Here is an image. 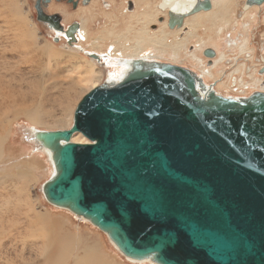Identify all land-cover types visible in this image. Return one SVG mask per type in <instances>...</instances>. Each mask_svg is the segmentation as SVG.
Segmentation results:
<instances>
[{
	"label": "water",
	"instance_id": "95a60500",
	"mask_svg": "<svg viewBox=\"0 0 264 264\" xmlns=\"http://www.w3.org/2000/svg\"><path fill=\"white\" fill-rule=\"evenodd\" d=\"M211 9L193 0L167 26ZM37 12L61 31L58 15ZM79 29L64 33L69 46ZM203 56L212 66L215 51ZM117 61L120 74L81 98L68 129L31 130L52 166L45 202L89 222L131 262L264 264V92L222 96L188 68ZM79 134L87 144L72 142Z\"/></svg>",
	"mask_w": 264,
	"mask_h": 264
},
{
	"label": "rangeland",
	"instance_id": "374dc122",
	"mask_svg": "<svg viewBox=\"0 0 264 264\" xmlns=\"http://www.w3.org/2000/svg\"><path fill=\"white\" fill-rule=\"evenodd\" d=\"M33 1L0 0V264H44V254L50 245H47L46 239L41 238L42 236L32 234L31 231L34 233L41 226L38 221L32 219L33 212L48 215V221L44 226L46 231H56L55 225L58 229L57 235H75L76 241L78 237L79 240L75 241L74 250L70 251L65 264H73L75 258L81 257L86 246L90 244L96 245L97 255L103 262L105 259L112 264H139L130 262L121 256L105 234L89 222L45 202L41 194V186L48 180L52 168L45 153L43 154L28 140V132L31 128L56 131L66 130L71 126L73 112L81 98L94 85H100L109 74H118L121 70L118 66L114 68L105 65L102 60L96 62L89 59L82 52L122 56L123 52L119 46L131 45L130 40L135 35L134 30L129 32L126 28L131 22L133 24L134 12L145 10L146 3L145 5L140 4L137 0H91L90 5L76 11L62 8L64 24L72 21L80 22L81 31H83L80 34L82 38L78 37V43L73 47H67L62 40L53 42V33L36 23ZM126 1H131L134 5L132 12L124 9ZM146 1L153 11L161 7L158 3L162 0ZM244 2L245 0H234L230 8L226 10L225 18L229 16V23L239 27L246 22L251 23L246 32L249 38L248 48L255 51L254 61L256 62L252 67H256L259 65L258 60L264 58V4L250 8V14H246L243 13L242 8ZM159 18L161 16H158L155 28L152 25L149 26L150 31L159 28L161 23L158 22ZM200 23L203 26L198 29L197 35L204 41L208 37L211 38L209 45H212L216 40L213 26L222 25V23L217 21L210 23L208 19ZM187 30H189L188 27L184 28L176 38L170 37L169 42L173 43L174 40L182 39L181 37ZM106 32H112V34L107 36ZM232 32L230 37L234 39L239 30L232 31L230 27H225L224 39H227ZM188 42L190 48L188 50L192 51L194 49L192 44H197V39ZM217 43L220 44V42ZM222 45L224 44L215 49L226 51ZM93 46L98 47L93 49ZM146 49L149 50H145L142 56L152 52L151 47L148 46ZM232 52L224 63L226 64L224 72L232 70L231 59L238 56V53ZM196 55L202 57V54L196 53ZM185 57L184 52L180 51L176 62L164 59L160 61L169 64L176 63L175 65L188 68L198 74L195 69L196 65L193 66ZM164 58L167 59V57ZM85 59L95 64L94 69L97 71L98 81L94 85H79L80 77L88 70ZM228 61L231 62L229 65H227ZM214 75H217L218 79H224L218 72H214ZM203 80L206 84L213 82L210 81L211 79L204 78ZM245 80L248 79L245 78ZM229 82L228 86H225L226 82L221 84L219 91L216 90V92L222 96L233 97L237 88L235 89L236 86L230 87L233 83ZM247 83L250 82L247 81ZM232 88L235 93H231ZM250 92L248 90V92L236 94L248 95ZM32 117H37L39 122L33 124L30 120ZM25 172L31 177L19 179L18 174ZM57 245H54L56 249L53 250L56 251L54 258L59 251V242Z\"/></svg>",
	"mask_w": 264,
	"mask_h": 264
},
{
	"label": "bare ground",
	"instance_id": "6f19581e",
	"mask_svg": "<svg viewBox=\"0 0 264 264\" xmlns=\"http://www.w3.org/2000/svg\"><path fill=\"white\" fill-rule=\"evenodd\" d=\"M137 1L140 4L146 3V8L143 11L137 10L136 12H134L135 17L133 15L134 19L132 18L134 20V22H133V24L131 22L130 26H128V28H126V30L129 32L130 31L132 32L133 30L135 32V35L133 34L134 36H132V34H131L132 38L130 37L131 38V40H130L131 45H129L128 47H125L123 45L119 46L121 49V52H123L122 56L128 58L126 60H134V59L140 60V59H142V60H146V61H150V62H161L160 60L164 59V60H172V61L176 62L177 59L179 58L180 51H183L185 56H186L185 58L187 60H189V62L192 63L193 66L196 65L195 69L197 70L198 75L201 76L202 79H204V78L205 79H211L210 81L219 82L218 86H220L221 84H224L225 82H226L225 86H228V82L230 80V77H232L233 75H236V78L238 80L237 81L238 84L237 85L234 84V86H230V87L236 86L235 89L236 88L241 89V88H243L242 86H250V85H253L259 81L258 77L253 76L249 72L248 73L245 72V69H246L245 63H244L245 61L242 62V60H241L242 57L241 58L239 57V56H243L245 58L246 54H251V56H253L252 54H254V52H255L254 49L248 48L249 38H248V34H247L246 30H247V27L250 26L251 23L246 22V23L240 25V27H239L236 25H231L229 23L230 22L228 19L229 16H228V18H225L226 17V10L230 8V6L234 0H210L212 3V9L209 12H199L197 14L189 16V17L185 18V20L183 22V26L181 28H174V29H170L167 26V22H168V18H169L168 14H170V13L175 14V15L186 14L193 7V0H162L160 3H158V5L159 4L161 5V7H159L158 9L155 8L154 11H153V8L150 6V4L146 0H137ZM91 3H92V1H91ZM139 6L141 7V5H139ZM242 8L244 11L243 13H246V14H248L251 10L250 9L251 7H249L247 5H244V7H242ZM129 12H132V11H129ZM158 16L164 17V21L160 24L157 23L160 26L158 29H156V31L155 30L150 31L149 26H151L152 24H156V20H157ZM252 16H253V14H252ZM206 19H208V21L210 23H213L215 21L220 22V24L222 23V25L213 26L215 28L216 37H214V38L216 40L213 42L212 45H209V44H211V38L208 37V39L206 41H204L203 38H201L200 36L197 35L198 29L201 26H203V25H201L200 22H202ZM187 27L189 30L185 31V35L183 37H181L182 39H178L176 41L174 40L175 42L173 41V43L169 42L170 37L174 36L176 38V36L178 34H180L184 28H187ZM225 27H230V29L232 31H234L235 29H238L239 33L238 34L236 33V35H235L236 37L234 36V39L230 37L233 34V32L230 33V35L227 37V39H224L223 33H224ZM82 32L83 31H81V29H80L78 37L82 38L80 35ZM244 32H245V34H244ZM106 33H108L107 36H110L112 34V32H106ZM102 38H103V36H102ZM195 38L197 39V44L193 43L192 47L194 49L192 51H189L188 50V48H189V42L188 41H190L192 39L194 40ZM172 39H173V37H172ZM78 40H79V38H78ZM216 41L220 42V44L217 43ZM221 44H224V45H222V47H224L226 51H221V50L217 51L215 49V48L221 46ZM74 45L75 44H73L72 46H69V47H73ZM148 46L152 48V52L150 51L149 54L146 53L148 55L142 56V54L145 53V50H149V49H146V47H148ZM97 47L98 46H93L92 48L97 49ZM207 48H213L217 53L216 54L217 56L213 59V65L211 67L206 66L205 57L202 54L203 51ZM232 51H234L235 53H238V56L233 57L231 59L233 62V64H232L233 68L231 67L232 70L231 71L226 70V72H224L225 65H226L224 63L227 61V58L230 57V54L233 53ZM236 51H238V52H236ZM82 53L86 56V51H84ZM89 53L92 54L91 52H89ZM196 53H198L200 55L202 54V57L197 56ZM111 55L112 54L109 53L106 55H99V57L101 56L102 60H105L104 64L107 66L110 65L111 67L112 66L113 67L114 66L120 67L121 68L120 72H121L123 68H122V66L118 65L119 61H117V60H119V59L109 58L108 56H111ZM142 57H145V58H142ZM164 57H167V59ZM120 59H122V58H120ZM149 59H154V60H149ZM156 60H159V61H156ZM238 60H240L241 62H238ZM85 61L87 62L88 70H87V72L83 73L82 77H80L79 85L80 86L81 85L85 86L87 84L94 85L98 81L96 78L97 71H95V69H94L95 64L92 61H89L86 59H85ZM163 63H165V62H163ZM230 63L231 62L228 61L227 65H229ZM120 72L118 74H120ZM214 72H218L219 75H221L224 79H222V78L218 79L217 75H214ZM118 74H115V73L109 74V76H112L115 78V77H117ZM247 74H249V75H247ZM245 78H247L248 79L247 81H249L250 83H247ZM94 87H96V85H94L92 88H94ZM231 90L233 92L234 88H232ZM244 97H246V96H244ZM30 120L33 124H35L36 122H39L37 117L36 118L32 117ZM32 129H35V128H31L28 132L29 133L28 140H30L31 142H32V140L30 139V132ZM72 142L80 143V144H87L88 140H86L81 135H75L72 138ZM32 144H34V143L32 142ZM41 151L43 154L45 153L43 150H41ZM0 154H1V152H0ZM32 168H34V166ZM51 168H52V166H51ZM27 169L29 170V167ZM27 169H26V171H27ZM18 175H19V177H18L19 179L31 177V176H29L30 174L28 175V173H26V172L23 174L19 173ZM32 176H34V175H32ZM19 203L21 204V201ZM26 206L29 207V204H27ZM29 210H30V207H29ZM33 214H34V216L32 219L38 221L39 226L40 225L41 226L36 231H34V233H33V231H31L32 234H34L36 236H40V237L42 236L41 238L46 239L47 245H50V248H52L51 246H53L52 249L48 248L45 251L44 264H65L66 258H68L67 256H69L70 251L74 250L73 249L74 244L76 242H78V240H79L78 237H77V241H76L75 235H70V236L69 235H64V236L57 235L56 233H57L58 229L55 227V225H54V228L56 231H53V230L50 232L46 231L44 226H46L45 223H46V221H48V215L47 214L34 213V212H33ZM53 234H54V237H53ZM82 241H84V239ZM58 242H59V251H58L56 258H54V256L56 255V251H53V250H56L54 248L55 247L54 245H57ZM84 245H86V244H84ZM97 251H98V249H97L96 245H94V244L87 245L86 248L84 249L82 256L80 255L81 257L75 258L73 264H112L110 261H107L105 259L103 262L98 257ZM133 263H137V262H133ZM138 263L141 264L144 262H138ZM147 263H150V262H147Z\"/></svg>",
	"mask_w": 264,
	"mask_h": 264
},
{
	"label": "flooded vegetation",
	"instance_id": "af4514ba",
	"mask_svg": "<svg viewBox=\"0 0 264 264\" xmlns=\"http://www.w3.org/2000/svg\"><path fill=\"white\" fill-rule=\"evenodd\" d=\"M128 2H131V1H126L125 4H124V9H126L127 12H129L127 10ZM84 3H86V4L88 3V4L87 5H84ZM90 3H91V0H34L33 1V11H34V14H35V21H36L37 24H39L40 26H42L43 28H45V30L51 31L53 33V38H52L53 41L55 39L57 40V42L60 41V40H62L66 44V46L69 47V45L67 44V39H66L64 33L74 23H77L78 25H80V22H74V21H72L69 24H64V14L62 12V8H65L66 10L70 8L71 11H76L77 9H80L81 7H85V6L87 7L88 5H90ZM104 5H106V4H104ZM244 5H246L245 2H244ZM133 7H134V5H133ZM255 7H257V6H255ZM37 10H39L43 15H45L47 17H52V16H55V15H58L60 17L59 18L60 20H59L58 23L60 25L59 27L61 28V31L57 32L58 34H56V32L53 29H51V27L56 24V22H57L56 19H53L51 21L48 20L47 23L38 21L37 20V17H38L37 16V13H38ZM161 19H163V17L159 18V21L158 22H161L160 21ZM163 21H164V19L162 20V22ZM155 26H156V24H152V27L153 28H155ZM80 29H81V25H80ZM80 29H79L78 33L74 34V37L76 38L77 43H78V36H79ZM153 30H156V29H153ZM215 53H216V51H215ZM254 54H253V56H251V54H246L245 58H242V62L245 61L244 63H245V67L246 68L248 66V68L246 69L245 72L248 73L247 72V70H248L250 74H252L255 77H258L259 81L257 83H255V84H253V85H250V86H242L243 88L237 89V92L236 93H238V94H240V93L242 94L243 92H248V89L251 91L250 94H252L253 92H262V91L264 92V87L263 86L262 87H259L260 86L259 83L261 81H263L264 75H259L258 74V71L262 67H264V66H262V65H264V58L260 59V61L258 60V63H259L258 66L252 67L253 65H255V62H256V61H254L255 60L254 59ZM102 55H106V54H102ZM108 57L111 58V59H120V58H122V59H128V58H126L124 56H116V57H114V56H108ZM149 60H154V59H149ZM102 61L104 62L105 60H102ZM156 61H158V60H156ZM205 61H206L205 64L207 66V59H205ZM238 62H241V61L238 60ZM212 63H213V60H212ZM260 66H262V67L259 69ZM207 67H211V66H207ZM252 68H254V70H252ZM230 81H231L230 83H233L232 86H234V84H238V82H237L238 80H237L236 77H231L230 78ZM216 83H217V85H216ZM210 84H213V88H214L215 91L218 90L217 88H219V86H218L219 82L214 81V82H212ZM207 85H209V84H207ZM215 85H216V87H214ZM231 93H235V92H231ZM236 93L234 94L233 97H244L243 95H238ZM250 94H248V95H250ZM248 95H245V96H248Z\"/></svg>",
	"mask_w": 264,
	"mask_h": 264
},
{
	"label": "built area",
	"instance_id": "2783aa9c",
	"mask_svg": "<svg viewBox=\"0 0 264 264\" xmlns=\"http://www.w3.org/2000/svg\"><path fill=\"white\" fill-rule=\"evenodd\" d=\"M262 66H264V65H262ZM262 66H260L259 69H260ZM259 69H258V70H259ZM261 83H262V81L259 83V85H260L259 87H262Z\"/></svg>",
	"mask_w": 264,
	"mask_h": 264
},
{
	"label": "crops",
	"instance_id": "0c3cea01",
	"mask_svg": "<svg viewBox=\"0 0 264 264\" xmlns=\"http://www.w3.org/2000/svg\"><path fill=\"white\" fill-rule=\"evenodd\" d=\"M45 155H46V159H47V161H49V158H48V156H47V154L45 153ZM49 163H50V161H49Z\"/></svg>",
	"mask_w": 264,
	"mask_h": 264
}]
</instances>
